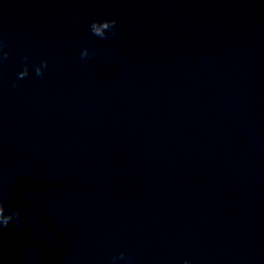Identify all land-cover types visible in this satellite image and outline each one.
Instances as JSON below:
<instances>
[{
	"label": "water",
	"instance_id": "95a60500",
	"mask_svg": "<svg viewBox=\"0 0 264 264\" xmlns=\"http://www.w3.org/2000/svg\"><path fill=\"white\" fill-rule=\"evenodd\" d=\"M0 40V264H264V0H0Z\"/></svg>",
	"mask_w": 264,
	"mask_h": 264
},
{
	"label": "clouds",
	"instance_id": "9594fccd",
	"mask_svg": "<svg viewBox=\"0 0 264 264\" xmlns=\"http://www.w3.org/2000/svg\"><path fill=\"white\" fill-rule=\"evenodd\" d=\"M117 21L115 19H104V20H92L90 25H89V30L91 33L101 39L106 38V35H111L115 36V25ZM5 47L4 41L0 40V63H3L4 61L7 60L9 56V52L3 51ZM81 58H84L89 55L88 50L85 48L81 51L80 53ZM22 70L17 72L16 76L17 79H23L29 75V65H28V60L29 57L27 55H24L22 58ZM35 72L36 76H42L43 75V69L48 67V62L47 60H42L40 64L38 65H33L32 66ZM13 86L15 87L16 84L15 82L13 83ZM21 215L19 209L14 208L12 211L8 214H5V209L2 204H0V226L3 228H8L9 227V222L14 218V217H19ZM124 253H120L119 256H113L111 259L113 261L117 259H124ZM183 264H187V261L185 260Z\"/></svg>",
	"mask_w": 264,
	"mask_h": 264
}]
</instances>
